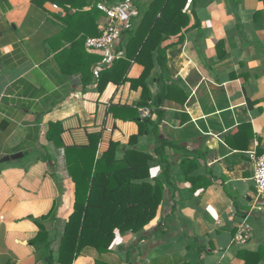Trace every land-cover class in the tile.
I'll list each match as a JSON object with an SVG mask.
<instances>
[{
    "label": "crops",
    "instance_id": "crops-1",
    "mask_svg": "<svg viewBox=\"0 0 264 264\" xmlns=\"http://www.w3.org/2000/svg\"><path fill=\"white\" fill-rule=\"evenodd\" d=\"M138 1L141 11L153 0ZM53 5L0 0V264H60L77 194L70 162L90 163L94 148L101 160L112 143L116 162L128 151L147 156L135 183L163 184V203L143 231L116 230L107 253L87 248L73 264H246V252L264 264V210L248 217V241L234 242L256 196L250 153L264 154V0H189L191 28L167 51L169 73L154 55L152 99L136 117L143 87L102 89L114 62L86 50L81 27L67 33ZM143 71L132 63L128 78Z\"/></svg>",
    "mask_w": 264,
    "mask_h": 264
},
{
    "label": "trees",
    "instance_id": "trees-1",
    "mask_svg": "<svg viewBox=\"0 0 264 264\" xmlns=\"http://www.w3.org/2000/svg\"><path fill=\"white\" fill-rule=\"evenodd\" d=\"M35 1L40 5L50 2L61 6L67 15V33L72 31V23L81 27L78 35H84L80 42L85 45L87 38L100 35L99 24L105 18L97 4L123 3L129 0ZM188 2L189 0H153L144 9L141 8V11L139 9L140 14L143 13L139 25L133 32L128 30L125 33L129 39L125 48L126 56L115 60L99 76L102 89L110 82L118 85L130 82L134 89L143 87L142 101L132 109L134 116H137L138 108L147 106L152 99L146 80L155 68L154 55H157L158 65L169 73L166 67L167 51L185 41L184 31L191 28V20L186 13ZM90 5L92 9L85 11ZM74 10L76 12L72 13ZM132 63L144 67L143 74L137 80L128 78ZM166 98L167 95L163 93L155 98V111L159 115L163 114L161 107ZM145 127L142 124L139 134L133 138L143 133ZM51 136L53 138L52 134ZM116 148L112 143L101 160L96 159L95 148L90 150L87 152L91 161L88 164L81 161L70 162L77 194L75 212L70 217L62 241L60 264H73L87 248L96 250L100 255L105 254L116 238V230L121 233H140L157 216L164 199L163 184L157 183L152 187L147 183H135L143 181V173L149 172L147 156L128 151L125 160L119 163L114 158ZM72 154L77 156V151ZM246 254V264H260L261 252ZM49 264H53L51 259Z\"/></svg>",
    "mask_w": 264,
    "mask_h": 264
},
{
    "label": "built area",
    "instance_id": "built-area-1",
    "mask_svg": "<svg viewBox=\"0 0 264 264\" xmlns=\"http://www.w3.org/2000/svg\"><path fill=\"white\" fill-rule=\"evenodd\" d=\"M53 8L60 9L58 5H53ZM97 8L105 15L104 20L99 24L100 35L87 38L85 47L90 54L100 55L106 64H111L120 58L115 48L121 43L122 34L130 29L140 12L136 0L123 3L99 2ZM140 113L143 120H148L153 116V109L145 107ZM250 158L255 164L256 196L251 202L250 213L238 225V233L234 239L236 244H245L249 239L250 225L247 219L250 214L256 210H264V154L257 156L256 153H250Z\"/></svg>",
    "mask_w": 264,
    "mask_h": 264
},
{
    "label": "rangeland",
    "instance_id": "rangeland-1",
    "mask_svg": "<svg viewBox=\"0 0 264 264\" xmlns=\"http://www.w3.org/2000/svg\"><path fill=\"white\" fill-rule=\"evenodd\" d=\"M138 3H140V4H141V3H142V4H145V3H146V0H140V1H138ZM148 4H149V3L145 4V6H148ZM133 22H134V21H133Z\"/></svg>",
    "mask_w": 264,
    "mask_h": 264
},
{
    "label": "water",
    "instance_id": "water-1",
    "mask_svg": "<svg viewBox=\"0 0 264 264\" xmlns=\"http://www.w3.org/2000/svg\"><path fill=\"white\" fill-rule=\"evenodd\" d=\"M13 159H16V156H14V158Z\"/></svg>",
    "mask_w": 264,
    "mask_h": 264
}]
</instances>
